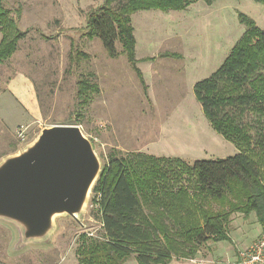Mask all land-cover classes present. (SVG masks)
<instances>
[{
  "label": "rangeland",
  "instance_id": "obj_1",
  "mask_svg": "<svg viewBox=\"0 0 264 264\" xmlns=\"http://www.w3.org/2000/svg\"><path fill=\"white\" fill-rule=\"evenodd\" d=\"M104 4L105 0H3L17 28L3 32L0 23V51L18 34L25 36L10 57L0 56V161L56 125L79 126L103 166L113 155L132 160L150 156L165 159L160 165L166 171L176 160L192 166L197 160L236 155L237 147L206 118L194 87L210 78L248 38L242 16L264 30V5L253 0H200L184 10L137 12L132 16L133 65L120 44L119 55L112 58L98 39L87 36L89 14ZM21 75L32 80L37 94L41 118L32 123L9 90ZM263 78L264 68L258 74ZM89 86L98 92L84 93ZM230 115L252 135L264 128L261 114ZM20 131H25L24 137ZM98 207L99 197L91 192L81 224L57 217L46 243L23 244L18 226L0 219V264H79L83 239L103 240ZM259 228L255 213L248 218L233 215L231 241L210 242L200 248L199 256L226 257L237 248L245 250Z\"/></svg>",
  "mask_w": 264,
  "mask_h": 264
},
{
  "label": "trees",
  "instance_id": "obj_2",
  "mask_svg": "<svg viewBox=\"0 0 264 264\" xmlns=\"http://www.w3.org/2000/svg\"><path fill=\"white\" fill-rule=\"evenodd\" d=\"M198 1L105 0L89 14L87 36L98 39L112 58L119 55L120 44L134 65L132 16L141 11L184 10ZM253 1L264 5V0ZM6 11L0 0L3 32L17 28ZM241 22L249 29L248 38L210 78L194 87L206 118L238 153L225 159L197 160L192 166L176 160L178 167L172 163L166 171L160 165L165 159L111 156L92 189L99 197L97 218L103 240L83 239L79 264H124L133 256L139 264L193 260L202 246L231 241L233 215L248 218L255 213L262 224L264 128L252 135L230 113L250 111L264 116V78L258 79L264 68V30L245 16ZM24 36L18 34L0 56L10 57ZM83 90L98 92L92 86Z\"/></svg>",
  "mask_w": 264,
  "mask_h": 264
},
{
  "label": "water",
  "instance_id": "obj_3",
  "mask_svg": "<svg viewBox=\"0 0 264 264\" xmlns=\"http://www.w3.org/2000/svg\"><path fill=\"white\" fill-rule=\"evenodd\" d=\"M102 168L79 126L44 128L33 143L0 161V219L18 226L23 244L46 243L57 217L81 224Z\"/></svg>",
  "mask_w": 264,
  "mask_h": 264
},
{
  "label": "crops",
  "instance_id": "obj_4",
  "mask_svg": "<svg viewBox=\"0 0 264 264\" xmlns=\"http://www.w3.org/2000/svg\"><path fill=\"white\" fill-rule=\"evenodd\" d=\"M9 90L17 98L20 105L27 112L29 117H31V123L37 121L41 118V112L39 108V103L37 100V94L35 91L34 84L30 78L26 75L17 76L15 80L13 79ZM261 232L259 228L258 236ZM256 238V239H257ZM255 239V240H256ZM254 240V241H255ZM233 241V240H232ZM237 250V251H236ZM240 249H235L232 254H228L226 257H215L201 258L200 256L193 260H173L169 264H232L236 261ZM124 264H139L135 257L129 258Z\"/></svg>",
  "mask_w": 264,
  "mask_h": 264
},
{
  "label": "built area",
  "instance_id": "obj_5",
  "mask_svg": "<svg viewBox=\"0 0 264 264\" xmlns=\"http://www.w3.org/2000/svg\"><path fill=\"white\" fill-rule=\"evenodd\" d=\"M24 133L20 131V136L24 137ZM232 264H264V220L259 237L247 249L241 250Z\"/></svg>",
  "mask_w": 264,
  "mask_h": 264
}]
</instances>
